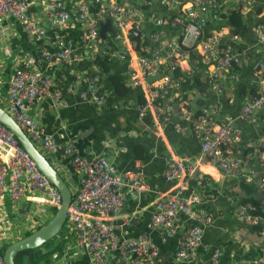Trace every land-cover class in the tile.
<instances>
[{
	"label": "built area",
	"instance_id": "obj_1",
	"mask_svg": "<svg viewBox=\"0 0 264 264\" xmlns=\"http://www.w3.org/2000/svg\"><path fill=\"white\" fill-rule=\"evenodd\" d=\"M183 1L181 12L176 17L170 21H154L156 29L149 36L151 45L140 43L139 57L127 61L130 77L127 86L144 90V100L136 106L138 118L148 114L155 125L163 126L171 123L174 106H177L179 122L174 124V128L183 135L191 133L198 141L202 155L225 177L245 179L239 163L230 155L232 147L241 141L240 128L232 122L218 124L216 106L203 108L199 114H194L184 105L182 74L175 75L177 65L186 60V51L198 48L202 61L211 71V86L222 94V73L237 67L240 59L231 45L221 44L218 35L203 37L202 30L215 9V0ZM225 1L237 6L247 3V0ZM141 4H145L144 0ZM28 5L27 0H0V25L7 19H13L21 24L28 42L36 45L40 41L45 43L49 33L55 34L51 38L54 42L50 48L38 47V57L28 62V68L13 71L7 93L0 97V106L45 157L53 158L56 165L70 169L75 176V180L67 183L72 198L64 226L71 238L85 248L91 264H155L158 249L148 235L120 239L117 227L112 223V218L126 205L125 187L143 193L148 186L130 173H114L106 158L73 155L69 147L60 144L66 137L62 131L56 137L49 135L29 114L30 108L43 100H51L56 105L62 103L60 90L49 75L37 69L39 65L72 64L78 61V48L92 57L100 54L109 60H126L129 53L126 43L140 42L141 16L131 6L106 0H49L44 9L49 21L48 31L29 12ZM106 20L110 21L113 32H106L105 40L115 44L109 52L103 49L105 40L100 38L101 24ZM71 22L78 25V36L74 42H66V38L59 34L68 30ZM165 24L179 30L177 39L165 38ZM254 36L258 43L264 44V20L255 25ZM156 74L159 75L157 80L146 82L147 77ZM255 74L258 80L255 94L242 106L238 115L242 122L256 123L255 112L264 107V60ZM80 97L96 104L105 101L99 74L86 80V91ZM261 147L262 141H259L258 151ZM57 153L61 158H56ZM164 178L176 182V187L172 193L159 197L155 202L150 229H161L165 236L180 234L175 254L177 260L193 261L202 252L209 253L210 264H220V249L203 244L201 226L208 225L211 219L204 207H198L215 199L219 191L213 187L209 177L198 171L195 163L186 160L168 159ZM191 181L201 194H196L195 188L191 189ZM245 181L252 183L247 177ZM262 188L264 191V185ZM26 194L32 203L47 204L54 211L61 205L58 190L39 172L16 138L0 123V204L9 202L15 205ZM263 207L264 200L260 208L253 203H241L230 214L241 223L256 226L264 223ZM183 217H187L189 224L184 223ZM262 231L264 233V228ZM4 249L0 245V264H4ZM236 264H264V260Z\"/></svg>",
	"mask_w": 264,
	"mask_h": 264
},
{
	"label": "crops",
	"instance_id": "obj_2",
	"mask_svg": "<svg viewBox=\"0 0 264 264\" xmlns=\"http://www.w3.org/2000/svg\"><path fill=\"white\" fill-rule=\"evenodd\" d=\"M27 1L29 12L49 31V21L44 13L49 0ZM106 1L133 7L142 20L140 42L126 43L128 58L110 59L111 73L119 78L124 94L116 93L102 70L95 68L93 57L78 48V61L72 64H41L37 67L49 75L60 90L62 103L56 105L46 99L31 107L29 114L49 135L56 137L62 131L66 137L60 144L69 147L73 155L106 158L114 173H130L148 186L143 193L125 187L126 205L112 218V223L117 227L120 239L148 235L158 249L155 264H210L209 253L202 252L193 261L177 260L175 254L180 234L165 236L161 229H150L155 202L159 197L172 193L176 187V182L164 178L168 159L195 163L198 171L209 177L213 187L219 191L215 199L198 207H204L211 219L208 225L201 226L203 244L220 249V264L264 260V223L247 225L230 214L241 203H254L256 200L262 203L264 200V107L255 112L256 123L238 119L242 106L255 94L258 82L255 72L264 60V44L258 43L254 36L255 25L264 20V0H251V3L247 0L241 6L215 0V9L202 30L203 37L218 35L221 44L231 45L240 59L237 67L222 73V94L211 86V71L202 61L198 48L186 51V60L175 68L178 75L182 74L183 83L186 78L188 80L186 85L182 83L181 91L190 100L189 109L194 114H199L203 108L216 106L218 124L232 122L240 128L241 141L232 147L230 155L239 163L245 179L252 180L250 184L245 179L225 177L202 155L199 143L191 133L183 135L174 128V124L179 122L177 106H174L171 123L163 126L155 125L148 114L138 118L136 106L144 100V90L127 86L130 81L127 61L139 57L140 43L151 45L149 36L156 29L154 21H170L181 12L184 1L144 0L145 4H141V0ZM77 26L71 22L67 32L70 35L59 36L65 37L66 42H74L77 37L73 33L78 36ZM163 31L168 40L179 37V30L169 24L163 26ZM109 32H113L112 25ZM53 36L55 34L49 33L45 43L40 41L36 45L28 42L19 22L7 19L0 25V97L7 93L13 71L28 68V62L38 57V47H51ZM102 46L109 52L115 44L106 39ZM96 73L101 76L106 94L105 101L100 104L80 97L86 91V80ZM259 141H262V147L258 151ZM46 157L66 183L75 180L70 169L60 167L53 158ZM56 158H61L60 153ZM190 184L196 194H201L192 181ZM27 197L28 194L15 204L12 219L5 214L4 205L9 202L0 204V245L4 248L26 234L30 235L54 215V209L47 204H34ZM19 209L24 213L16 214ZM261 210L264 221V207ZM183 221L189 224L187 217H183ZM15 264H91V261L85 248L78 245L63 226L53 240L37 249L18 253Z\"/></svg>",
	"mask_w": 264,
	"mask_h": 264
},
{
	"label": "water",
	"instance_id": "obj_3",
	"mask_svg": "<svg viewBox=\"0 0 264 264\" xmlns=\"http://www.w3.org/2000/svg\"><path fill=\"white\" fill-rule=\"evenodd\" d=\"M111 30V23L106 20L101 24L100 38L105 40L106 32ZM159 75L149 76L146 82L157 80ZM0 123L16 138L20 146L33 161L39 172L52 184L61 196V205L55 211L48 222L36 229L33 233L14 243L7 245L3 253L4 264H15V257L18 253L26 250L37 249L53 240L62 230L66 214L71 202L72 192L66 181L60 176L48 159L31 143L26 134L18 124L0 106ZM264 228V227H263Z\"/></svg>",
	"mask_w": 264,
	"mask_h": 264
},
{
	"label": "trees",
	"instance_id": "obj_4",
	"mask_svg": "<svg viewBox=\"0 0 264 264\" xmlns=\"http://www.w3.org/2000/svg\"><path fill=\"white\" fill-rule=\"evenodd\" d=\"M67 32H68V30L67 31H63L60 34L61 35H70V33H67ZM73 36L77 37V35H74V33H73ZM92 62H93V64L95 66H97L98 68H100L102 70L103 75L106 76L108 82L110 83V85L112 86L114 91L116 93H118L119 95H123L124 92H125V89L122 87V83L120 82L119 78L114 76V75H112L111 68H110V64L111 63H110V60L108 59V57H104V56L98 54V55L93 57ZM175 75L176 76L178 75L176 70H175ZM187 83H188V80L186 78L183 84L186 85ZM183 96H184V99H185L184 105L189 108L190 107L189 106L190 100L187 99L185 94H183ZM260 203H261L260 200H256L253 204L257 205L260 208L261 207ZM28 235L29 234H26L24 237H27Z\"/></svg>",
	"mask_w": 264,
	"mask_h": 264
},
{
	"label": "rangeland",
	"instance_id": "obj_5",
	"mask_svg": "<svg viewBox=\"0 0 264 264\" xmlns=\"http://www.w3.org/2000/svg\"><path fill=\"white\" fill-rule=\"evenodd\" d=\"M4 207H5V214L6 215H8V217L10 218V219H12V217H13V207H15V205L14 204H11V203H6L5 205H4ZM21 213H24V211L23 210H18V212L16 213V214H21ZM55 213V212H54ZM49 221V220H48ZM47 221V222H48Z\"/></svg>",
	"mask_w": 264,
	"mask_h": 264
}]
</instances>
